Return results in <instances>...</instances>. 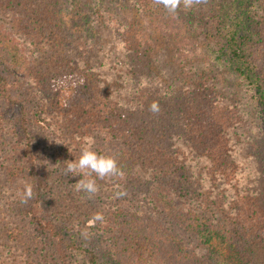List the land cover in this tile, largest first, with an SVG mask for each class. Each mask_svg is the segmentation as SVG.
<instances>
[{
  "label": "trees",
  "instance_id": "1",
  "mask_svg": "<svg viewBox=\"0 0 264 264\" xmlns=\"http://www.w3.org/2000/svg\"><path fill=\"white\" fill-rule=\"evenodd\" d=\"M128 1L141 16L154 17L162 32L180 37L186 28L185 21L163 16L153 0ZM57 4L0 0V186L20 192L32 186L24 213L47 241L27 247L16 224L3 223L0 264H264V199L241 185L248 169L231 140L244 122L239 112L227 106L212 79L187 69L195 80L165 93L153 117L144 111L138 87L132 99L122 92L132 90L131 78L141 80L137 85L151 79V71L139 66L143 58L136 66L120 58L119 69L87 68L79 50L86 42L77 43L66 22L80 9L70 3L58 17ZM228 6L212 21L220 41L213 52L249 87L264 120V57L250 46L255 18L264 21V0ZM152 20L145 23L152 26ZM97 23L89 21V33ZM61 137L68 162L78 159L89 137L94 151L116 159L124 175L106 181L108 198H119L115 203L98 202L97 193L83 200L78 192L74 199L57 192L58 171L39 153L41 142ZM158 189L167 193L163 205L169 210ZM54 192L59 220L38 218L43 198ZM82 202L89 208L80 209ZM97 213L103 220L90 223ZM89 230L102 244L81 239L92 238Z\"/></svg>",
  "mask_w": 264,
  "mask_h": 264
},
{
  "label": "rangeland",
  "instance_id": "2",
  "mask_svg": "<svg viewBox=\"0 0 264 264\" xmlns=\"http://www.w3.org/2000/svg\"><path fill=\"white\" fill-rule=\"evenodd\" d=\"M232 1L235 0H206V3L196 5L191 9H185L181 5L174 15L161 6L160 11L163 12V16L170 17L171 21L176 20L174 21L176 24H179L181 20L187 23L183 22L186 28L181 30L180 37L171 32H162L158 28L159 22L155 21L154 17H151L152 20L141 16L135 6H130L132 3L128 0H57L56 16L58 14L59 17L60 11L70 7V3L80 9L76 18L65 21L70 26L69 35L78 40L77 43L79 40L86 42L79 50L82 51L89 69H102L99 71L119 69L115 65L120 58L124 59L128 65L131 63L130 65L136 66L139 64L138 58H143L139 66L144 67L145 65V68L151 71V79L147 78L137 85L136 82L141 80L131 78L127 83L130 84L132 90L129 92L124 88L122 92L127 94V99H132L131 92L138 87L141 91L140 99L145 107L144 111L146 109L148 113L153 114V117L157 116L149 111V105L153 101L162 103L166 96L165 93L179 89L180 86L195 80L196 77H191L187 69H197L198 74L212 79L209 84H214L217 91L224 96L227 106L234 112L237 110L244 121L242 125L235 126L236 129L234 128L231 134V140L237 147V160L239 159L241 165L248 169L245 177L241 179V185L264 199V120L258 113L255 102L251 99L249 87L231 74L232 68L227 62L216 60L217 54L213 52L219 47L220 41L219 35L213 30L212 21L225 14ZM145 16L148 17V15ZM255 19L256 24L251 28L250 46L254 51H261L264 57V21L259 20L258 17ZM91 20H98V23L94 25L96 26L93 30L94 35L88 32ZM145 20H152V26L146 24ZM74 23L76 24L73 27ZM195 48L199 52L192 57L191 51ZM181 52L187 57L179 59ZM180 60H186V62ZM193 73L192 75H195ZM259 78L264 87L263 72ZM62 142H65L63 137L59 140L52 138L44 143L41 142L39 158L43 163H47L49 167L58 171V178L54 177L57 179L54 183L55 187H58L57 192L62 196L68 194L70 199H74V194H78L75 191V183L78 179L70 174L65 175V168L62 164L66 166L65 162L69 161L70 153L65 149L68 144ZM92 178H95L94 174ZM107 180H112V178L96 180L99 189L97 195L101 197L99 200L97 198V201L104 203L106 198L105 203L112 205L119 198L116 200L113 196L108 198L109 193L106 190L110 186L106 183ZM14 186H0V226L7 222L12 225L16 224L17 229L23 234L20 236L21 239L25 238L23 241L27 247L29 245L33 248L40 247L39 245L47 242L46 236L29 223V219L25 216L27 213H24L28 210L29 201L22 203L23 197L19 195L21 192ZM158 192L161 195L163 209L169 210V206L163 205L167 193L159 189ZM79 195L83 200H88L83 193ZM57 201H60V197L58 198L55 192L44 197L39 206L38 218L58 221V212L61 209L58 208ZM83 202L79 206L80 209H86L88 206ZM89 203H94V200L91 199ZM164 224L167 225L169 222ZM88 232L92 238L90 240L81 238L83 241L87 243L95 241L96 245L102 244L92 230ZM185 233L190 235L186 229H184ZM32 243L37 246L34 247ZM106 246L114 247V244L107 242Z\"/></svg>",
  "mask_w": 264,
  "mask_h": 264
},
{
  "label": "clouds",
  "instance_id": "3",
  "mask_svg": "<svg viewBox=\"0 0 264 264\" xmlns=\"http://www.w3.org/2000/svg\"><path fill=\"white\" fill-rule=\"evenodd\" d=\"M153 3L163 8L170 14H176L177 9L183 5L185 9L206 3V0H153ZM149 111L156 113L159 111V106L156 101L149 105ZM95 141L92 138H86L83 146L80 149L78 159L70 162H65V175L72 173L73 177H83L75 183V191L83 193L86 198L90 199L98 192L97 179H104L106 177L123 176L124 173L118 167L116 159L111 155L101 154L93 150ZM95 175V178L93 177ZM23 197L22 203H26L32 197V186L25 184L20 193ZM101 214H95L90 223L102 221Z\"/></svg>",
  "mask_w": 264,
  "mask_h": 264
}]
</instances>
